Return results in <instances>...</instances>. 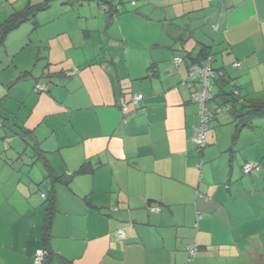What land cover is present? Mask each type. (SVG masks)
I'll return each mask as SVG.
<instances>
[{
  "label": "crops",
  "instance_id": "1",
  "mask_svg": "<svg viewBox=\"0 0 264 264\" xmlns=\"http://www.w3.org/2000/svg\"><path fill=\"white\" fill-rule=\"evenodd\" d=\"M67 1L0 0V27L32 10L0 44V264L41 248L44 264H261L264 117L214 116L226 127L199 150L188 64L208 46L217 101L235 83L238 108L264 102V0H143L115 18Z\"/></svg>",
  "mask_w": 264,
  "mask_h": 264
},
{
  "label": "trees",
  "instance_id": "2",
  "mask_svg": "<svg viewBox=\"0 0 264 264\" xmlns=\"http://www.w3.org/2000/svg\"><path fill=\"white\" fill-rule=\"evenodd\" d=\"M48 2L49 1H46L42 5L36 7V10H40V9H43V8L47 7L49 5ZM115 2H116L115 0H101V1H99V5L102 8H104L103 6H105L104 10L109 12L111 18L115 17L118 13H120V11L122 9V4L121 3L116 4ZM31 12H32V10L31 11H26V12L21 13L19 15H13L8 20H6L5 23H3L1 25V27H0V44H2L4 42V40L6 38V35H7V33L9 31H11L15 27H17L21 22L32 18V17H30ZM212 55L213 54H212V51L210 50V48L208 46H203L202 49L200 50L199 54L197 55V57L191 58L190 64L191 63H196V62H199V61H203V60H206V59L211 57L212 58V67H213V69L216 70L217 72H222L223 73L222 75H220L219 77L214 79L213 82H215V81L220 80L221 78H223L226 75V72L224 70H222V69H215L214 68V66H213V56ZM177 56L183 58V60H187V57L185 58V57H182L181 55H175L174 56V61H175V57H177ZM237 62H240L239 66H235V63H237ZM190 64H188V66ZM241 65H242L241 61H236V62L233 63V66H235V67H240ZM213 82H212V85H211V90H212ZM38 83H41V82H37L36 86H37ZM44 87L47 90V87L45 85H44ZM233 87L234 88L231 89L230 92H224V97H226V98L221 100V101L220 100L217 101V99L215 97V94L212 91L213 98H212L211 101L216 102V105H215V110H213L212 112H211V108H210L211 119H210L209 124H208V130H209V125H210L211 120L214 118V116H216L219 113L217 111L218 108H221L220 112L225 110V111H228V112L232 113V115L236 119V122L238 123L239 128L250 127V126L253 125V120L255 118L264 117V102H255V103L249 104L246 107L238 108L236 104L242 103L244 100L242 99L240 91L238 90V86L235 83H233ZM36 90H38V89L36 88ZM46 90H44V91H46ZM38 91H42V90H38ZM211 101L209 102V106H210ZM198 123H199V120H198ZM198 123H197V125H198ZM2 124H3V122L0 121V125H2ZM207 135H208V131H207ZM192 140H193V138H192ZM207 144H206V146H207ZM197 147H198V145H197ZM198 149L202 150L203 148L201 149V148L198 147ZM252 163H254V162H252ZM244 164H243V166H244ZM243 166H242V170H243L244 174L254 173V172L245 173L244 169H243ZM85 169H86V165H82L80 171L81 170H85ZM68 175L71 177L73 175V173L69 172ZM57 180L65 181L64 179H61L59 177L57 178ZM48 203H49V218H48V222H47L46 232H47V235L49 236L50 235V231H51V225H52V217H51V215L53 213L54 203H55L53 194L48 196ZM151 207H154V206L150 205V208ZM43 249L46 251V253L44 255V261H43V264H44L45 261H46V257L45 256L47 254V249L46 248H43ZM34 262H35V260H34ZM260 262H261V264H264V257L261 258Z\"/></svg>",
  "mask_w": 264,
  "mask_h": 264
},
{
  "label": "built area",
  "instance_id": "3",
  "mask_svg": "<svg viewBox=\"0 0 264 264\" xmlns=\"http://www.w3.org/2000/svg\"><path fill=\"white\" fill-rule=\"evenodd\" d=\"M105 8V6H103ZM103 8V9H104ZM175 62L177 65L183 62V58L177 56L175 57ZM240 62L235 63V66H239ZM222 72H217L212 67V58H208L203 61H199L196 63H191L188 66V76L193 79L197 83V87L192 91L191 99L198 104L199 107V123L194 128L193 141L198 145L199 148H204L207 144V131L208 124L211 119V112L209 102L213 98V93L211 90L212 82L215 78L222 75ZM36 88L38 90H46L44 85L38 83ZM143 95L138 93L135 94L132 98V104L135 108H140V101L142 100ZM218 112L221 111V108L217 109ZM245 173L256 172L259 170V165L252 162H247L243 166ZM42 197L46 198V194L42 193ZM152 211H159L160 207L154 206L150 208ZM116 235L119 238L125 237V232L123 230L116 231ZM189 256L195 255L199 250V245L196 242H193L187 247ZM46 251L41 248L38 249L35 253V263L43 264L44 255Z\"/></svg>",
  "mask_w": 264,
  "mask_h": 264
},
{
  "label": "rangeland",
  "instance_id": "4",
  "mask_svg": "<svg viewBox=\"0 0 264 264\" xmlns=\"http://www.w3.org/2000/svg\"><path fill=\"white\" fill-rule=\"evenodd\" d=\"M99 1H101V0H68L67 2H69L68 4H72L71 8H74V9H80L83 6L84 7H90V8H93V10L99 9L104 14L108 15L109 12L106 10H103V8H101V6L99 5ZM115 1H116L115 2L116 4L123 2L122 3V9L119 13L120 15H124V14H128V13H137V9H138V7H140V3L143 2V0H115ZM137 3H139L138 6H134V5L132 6V4L136 5ZM77 12L78 11H76V14H77ZM113 18H115V17H113ZM215 105H216V102L211 101V103H210L211 112L213 110H215ZM224 113H226L225 110L222 113L217 114V116L226 115ZM261 119H264V118H261ZM210 123H211V125L212 124L215 125V127H222V126L226 127V124L223 123V124L219 125V123L216 122L215 120H213Z\"/></svg>",
  "mask_w": 264,
  "mask_h": 264
}]
</instances>
